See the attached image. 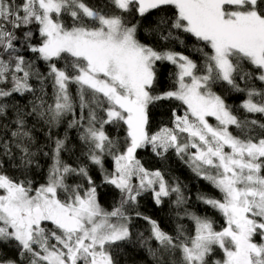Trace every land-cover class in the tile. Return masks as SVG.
Listing matches in <instances>:
<instances>
[{
	"label": "snow or ice",
	"instance_id": "6c2138e0",
	"mask_svg": "<svg viewBox=\"0 0 264 264\" xmlns=\"http://www.w3.org/2000/svg\"><path fill=\"white\" fill-rule=\"evenodd\" d=\"M141 152L187 163L219 220ZM136 244L151 264H264V0H0V264H124Z\"/></svg>",
	"mask_w": 264,
	"mask_h": 264
},
{
	"label": "trees",
	"instance_id": "16d2710c",
	"mask_svg": "<svg viewBox=\"0 0 264 264\" xmlns=\"http://www.w3.org/2000/svg\"><path fill=\"white\" fill-rule=\"evenodd\" d=\"M143 38V37H142ZM171 66L166 68V73L172 71ZM219 90V89H218ZM31 97H28L30 99ZM19 99V97H17ZM243 99L242 96L233 95L229 97V103L238 104L239 101ZM23 103V101H21ZM259 118V117H257ZM159 119V117H158ZM66 125L61 126L57 131L63 136L65 132ZM37 135L40 137V143L43 145L44 139L43 135L40 132V129H37ZM77 131L75 129H68V136L70 140L69 147H74L78 145L77 140ZM35 151V149H33ZM47 151V148H45ZM79 155V152H77ZM70 154L65 153L64 159H66L69 163H72L75 157L69 158ZM140 156L143 157L147 167H160L166 170L168 177L178 178L181 184L185 187V195L188 196L189 204L192 206V210L197 211L200 214H208L214 216L219 220L218 214L214 213L213 210L206 208L203 204H200L197 201L196 196L198 192L208 193L210 195L219 196V193L207 182L197 177L196 174L192 171V169L188 166L187 163L180 160L174 154H170L168 159L164 162L159 161L158 159L152 157L147 152H141ZM37 160L39 162L40 167L36 169L39 175L37 179H43V176L46 175L48 171V166L51 163V160L47 157H42L39 154L37 155ZM110 166V162H109ZM101 192V203L106 208H111V205L114 201L119 199V194L110 187H104L100 189ZM175 197H173L174 199ZM140 211L145 213L146 215L152 216V218L157 219L161 222V226L166 231H172L176 224L175 214L171 209L170 203L168 200H165V203L157 207L151 199L150 195H145L140 200ZM186 225L190 226V222L185 220L183 221ZM135 228L134 231L138 230L146 233L147 224L142 219L134 220ZM155 246V244H153ZM122 260L124 264H151L152 258L149 256L146 248L141 247L139 244L134 246H129L125 253L122 256Z\"/></svg>",
	"mask_w": 264,
	"mask_h": 264
}]
</instances>
